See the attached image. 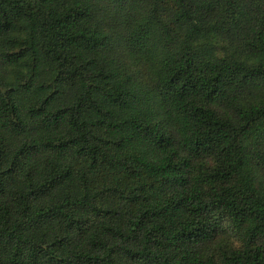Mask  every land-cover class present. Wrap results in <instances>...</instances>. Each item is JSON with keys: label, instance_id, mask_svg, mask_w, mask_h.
Instances as JSON below:
<instances>
[{"label": "trees", "instance_id": "trees-1", "mask_svg": "<svg viewBox=\"0 0 264 264\" xmlns=\"http://www.w3.org/2000/svg\"><path fill=\"white\" fill-rule=\"evenodd\" d=\"M0 264H264V0H0Z\"/></svg>", "mask_w": 264, "mask_h": 264}]
</instances>
